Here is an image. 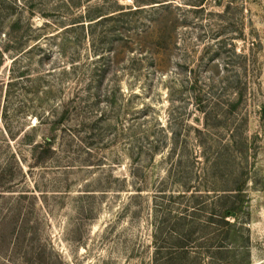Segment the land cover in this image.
Listing matches in <instances>:
<instances>
[{
  "label": "rangeland",
  "instance_id": "1",
  "mask_svg": "<svg viewBox=\"0 0 264 264\" xmlns=\"http://www.w3.org/2000/svg\"><path fill=\"white\" fill-rule=\"evenodd\" d=\"M34 260L264 264V0H0V264Z\"/></svg>",
  "mask_w": 264,
  "mask_h": 264
},
{
  "label": "trees",
  "instance_id": "2",
  "mask_svg": "<svg viewBox=\"0 0 264 264\" xmlns=\"http://www.w3.org/2000/svg\"><path fill=\"white\" fill-rule=\"evenodd\" d=\"M69 1H71V0H69ZM72 1H73V0H72ZM97 12H98V13L100 12V16L104 15V14L102 13V12H103L102 9H99V11H97ZM87 17H88V20H90V21L95 20V16H94V15H88ZM107 17H108V16H105V17L101 18L100 20H97L96 22H101V21H103V20H104L105 18H107ZM107 19H109V17H108ZM107 19H106V20H107ZM91 24H92V23H91ZM53 141H54L53 139H51V140L49 139V140L47 141V143L49 144V145H48V148H49L50 146L54 145V144H53ZM39 146L41 147V145H39ZM225 212H226V214H228V210H226ZM233 212H234V210H232V213H233ZM182 236H183V233L181 232L180 235H179V237H172V236H171V237L173 238V240H178V239L181 238ZM34 264H43V263H40V262H37V261L34 260Z\"/></svg>",
  "mask_w": 264,
  "mask_h": 264
}]
</instances>
